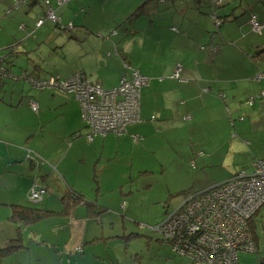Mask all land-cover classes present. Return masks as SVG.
<instances>
[{
    "label": "crops",
    "instance_id": "crops-1",
    "mask_svg": "<svg viewBox=\"0 0 264 264\" xmlns=\"http://www.w3.org/2000/svg\"><path fill=\"white\" fill-rule=\"evenodd\" d=\"M218 4L220 23L199 9L206 5L203 0H70L56 12L62 21L72 20L74 28L60 33L49 20L36 28L33 17L37 20L44 6L12 9L13 0H0V51L14 44L13 55L27 57L16 62L5 56L8 74L0 78V229L5 224L12 229L0 230V244L16 234L9 218L14 205H32L26 195L35 180L46 194L34 205L53 212L25 225V246L0 264H126V259L143 264L129 251L134 235L125 234V225L116 231L117 224L105 215L136 226L139 221L115 210L128 209L140 192L145 196L136 197V204L145 216L154 202H161L165 214L177 192L202 191L247 172L244 167L236 171L238 159L250 162L252 171L254 161L264 160V100L255 97L264 90V0ZM253 15L262 22L259 30L252 27ZM48 50L60 55L67 72L55 64L45 68V60L38 63L35 52L44 57ZM125 64L148 78L141 89V120L119 136L92 142L75 135L85 133L86 126L71 93L54 84L34 87L25 77L58 81L82 72L111 88L126 72ZM177 69L179 78L169 77ZM167 147L176 150L175 156L161 157ZM172 162L180 171L168 178ZM213 167L223 172H208ZM156 179L164 180L165 191L151 202ZM69 188L91 201L92 210L80 202L63 211L60 197ZM142 222V227L149 224ZM72 235L76 239L68 246ZM75 241L83 253H72Z\"/></svg>",
    "mask_w": 264,
    "mask_h": 264
},
{
    "label": "built area",
    "instance_id": "built-area-1",
    "mask_svg": "<svg viewBox=\"0 0 264 264\" xmlns=\"http://www.w3.org/2000/svg\"><path fill=\"white\" fill-rule=\"evenodd\" d=\"M45 17L57 20L50 9ZM43 20L38 19L36 25H41ZM251 20L255 30L262 27L254 15ZM7 70L0 57V77ZM178 73L179 69L173 76L177 77ZM30 81L38 87L54 84L73 93L90 128L88 138H91V135L122 134L129 124L140 120V89L148 78L132 69L111 89L87 80L82 72L58 81L33 78ZM260 96H264V90ZM30 105L34 111L38 109L34 101ZM42 192V189H32L30 198L39 199ZM263 206L264 160L257 159L251 173L239 171L207 191L188 193L177 212L166 216L156 229L170 238L178 254L187 255L197 263L239 264L238 250L256 248L250 220Z\"/></svg>",
    "mask_w": 264,
    "mask_h": 264
},
{
    "label": "rangeland",
    "instance_id": "rangeland-1",
    "mask_svg": "<svg viewBox=\"0 0 264 264\" xmlns=\"http://www.w3.org/2000/svg\"><path fill=\"white\" fill-rule=\"evenodd\" d=\"M38 7L35 8H40V4H37ZM3 11L1 9V15H3ZM14 14V13H12ZM5 17V16H4ZM3 17V18H4ZM34 22L36 21V17H33ZM40 26V25H39ZM217 27V25H215ZM1 28V27H0ZM60 33H66L63 31H58ZM1 37V35H0ZM210 48V46H209ZM66 49L70 52L73 53V50L71 47H66ZM49 51V50H48ZM57 51L61 52L62 50L58 49ZM52 51L46 52L45 56H41L40 53L43 52H35L36 55V60H38V63H41L43 60H45L44 63V67L46 68L47 65L49 66H53L52 64H55L58 68L63 69V72H67V69H65L64 66V61L63 59L60 57V55H54L55 53L53 52L52 54H50ZM16 62L21 60L24 62V60H27V57L23 54L21 57L15 58ZM99 61V60H98ZM17 67H14V69ZM44 68V69H45ZM8 71V70H7ZM8 72L5 74L7 75ZM262 74V73H259ZM3 75V76H5ZM52 86V84L50 85ZM258 94H255V97H258ZM254 97V96H252ZM250 101H252V98L250 99ZM76 102L79 105V102L76 100ZM80 106V105H79ZM251 126V123H250ZM84 132L87 131L86 129H83ZM84 134V133H83ZM232 134H236L234 131L232 132ZM234 136L235 138H246L244 136ZM217 137H211L210 141H215L217 140ZM175 152L176 150H174L172 147H167V148H162L161 149V157L166 155L167 157H169L170 155L175 156ZM240 166L239 168H236V171L242 169L241 167H244L245 170L247 171V173H251L252 172V166H250V162H245L244 159H238L237 162ZM235 165V163L233 164ZM177 163L176 162H172L170 164H167V170H166V177L171 178V172L172 174H175L177 172H179L180 170H178L176 168ZM214 169H209L208 172H223L222 169L219 168H215ZM195 171H190L191 175L194 174ZM134 176V175H133ZM155 176V175H154ZM176 184V183H175ZM213 186L209 187L208 190L210 188H212ZM136 187L134 186L133 188V194L135 195L136 191ZM165 191V183L164 180L156 179L155 182V186L153 191L150 194V197L148 200L153 202L156 200H159L162 198L163 196V192ZM207 191V189L202 190V192ZM190 192V191H189ZM200 192V191H198ZM114 191L111 194H108L107 196H105L106 199H110L114 194ZM178 194H175V196H170L169 198V203L171 205V209L168 211H166L167 215L163 214V207L161 202L157 203L154 202L153 204L148 205L149 208L148 210L150 211V216H145L143 210L141 209V206H139L140 203L139 199H137L136 197H143L145 196L144 192H140L137 196L132 198V201H129V204L127 205L128 209H126L125 211H119V210H115L117 211L120 215L124 214L128 217H131V221L137 220L140 223H136L137 225H132V223L128 220H124L122 217L116 218L112 215H105L104 219H106L108 222L110 221H114L117 224V229H115L116 231H119L118 229L121 228L122 225H125L126 228V232L125 234H132L134 235V238H136L135 240L132 239L133 241L130 242V247H129V251L132 255V257H137V259H139L140 261L143 262V264H171V263H175V264H205V263H197V262H192L189 258L185 257V256H180L178 254H174V252L171 250L170 244L165 241L161 235L155 231L152 230L151 226L157 224L158 222H160L163 217L165 216H169L173 213L177 212V208L180 206L179 201H181L183 199V193L177 192ZM130 195V194H129ZM167 197H169V195H166ZM186 198V197H185ZM127 200V198H126ZM128 202V200H127ZM180 203V204H179ZM167 207V206H166ZM176 207V208H175ZM175 208V209H174ZM113 209V208H110ZM113 211V210H112ZM261 213L259 215H255L256 216V222H257V234H258V243H257V250L256 251H248V250H243L240 249L237 251V256H238V262L239 264H260L261 261L264 259V206L261 208ZM107 213V211H106ZM123 216V215H122ZM2 219H7L8 215L6 214V216H1ZM126 218V217H125ZM127 219V218H126ZM145 220L147 221L149 224H147V226L142 227L141 225L145 223H143L142 221ZM119 221V222H118ZM7 223V222H5ZM4 223V224H5ZM135 224V223H134ZM149 225V226H148ZM2 230L1 232H10L12 231V229L6 227V224L0 229ZM123 230L121 231L122 235H123ZM125 235V236H127ZM146 236H148L150 238V240H146ZM157 238L160 239V241L157 240ZM73 239H76V237H74V235L71 236V238L68 240V246L71 243V241H74ZM149 241V242H147ZM73 245H75L74 247L76 248L77 246L81 245V242L79 241H75L73 242ZM73 251V250H72ZM126 264H128L127 259L125 260Z\"/></svg>",
    "mask_w": 264,
    "mask_h": 264
},
{
    "label": "trees",
    "instance_id": "trees-1",
    "mask_svg": "<svg viewBox=\"0 0 264 264\" xmlns=\"http://www.w3.org/2000/svg\"><path fill=\"white\" fill-rule=\"evenodd\" d=\"M69 1L70 0H13V6L11 8L12 9H16V8H19L20 6H24V5H27V6L31 5L32 7H34L35 4H40L41 6H44L45 8H44L43 12L41 14H39V16L37 17L38 19L43 18L44 22L49 20V22H51L54 25V29L57 30V31H63V32L66 31V32L72 33V31H73L72 29L74 28L73 21L72 20H68L66 22L62 21L61 17L56 12L57 9L62 8ZM203 1L206 2V5H204L202 7H199V9L204 11V12L205 11L210 12L211 15L214 14V17L220 23V21L218 19H222L223 17L221 15L220 16L218 15V8H219V5H220L218 3L221 0H203ZM205 6H206V10H203V8ZM49 9L53 10L55 16L57 17L56 21H52V20L47 19L45 17L46 16V12ZM133 15H135V13L132 14V16ZM37 20L35 22L36 24H37ZM258 21L262 24V22L259 19H258ZM127 23H125L123 26H126ZM119 26H122V24H120ZM38 27H40V26L36 25V28H38ZM111 33H113V34L117 33V29H113ZM14 46H15L14 44H9L3 51H0V57L2 58V61H3L5 66L8 63V60L5 59V56H10V60H12V61H14V59L16 58L15 54L13 55V53H15ZM11 63H14V62H11ZM7 69H8V67H7ZM125 69H126L125 71L127 73L124 72V74L121 75V77L119 78L118 83L115 86H113V87H117L120 84V79L122 78V76H124L126 74H130L132 69L138 70V69H136L134 67H131L129 64H125ZM140 74L143 75L142 73H140ZM173 74L174 73L170 74L169 77L179 78V76H180L179 73H178L177 77L173 76ZM20 76L24 77V71H22ZM143 76H145V75H143ZM25 77H26V80L32 86L35 87V85L30 81V77H28V75H25ZM145 77H147V76H145ZM31 78H33V77H31ZM34 78H36V77H34ZM36 79H41V78H36ZM49 79H51V78H43V80H49ZM113 87H111V88H113ZM142 87H141V89H142ZM111 88H105V89H111ZM141 89H140V95H141ZM262 91L263 90H261L259 92L258 97H260V98H262L264 100V96H260ZM64 92H68V91H64ZM68 93H71V92H68ZM71 94L73 95V93H71ZM30 101H33V100H30ZM140 102H141V97H140ZM140 120H141V117H140ZM85 126L87 128V131L84 134H81V133L77 134L76 133L75 135H78V136L82 135L87 142H92L96 137L104 138V137L108 136L109 134H113V135H116V136L121 135V134L118 135V134H114V133H107L106 135H91V138H88V134L90 133V128L87 127L86 124H85ZM125 132H126V130H125ZM35 185H37V186H35ZM32 189H36V190H39V189L41 190L42 189L43 190V192L40 195L39 199L33 200V199L30 198L31 197V193H32ZM195 192H198V191H195ZM182 193L184 194L183 195L184 197L181 200V202L183 203L184 200H185L186 195L188 193H190V192L184 190V192H182ZM45 194H46V187H44L42 184L38 183V181L35 180L31 184V186L29 187V190H28L27 195H26L28 200H29V202H31L32 205H29V206L18 205V204L14 205L12 213L10 214L9 218L16 224V234L12 238H10L6 243L0 244V263L6 257H9L11 254H13L14 252L22 249L25 246V244L23 242V233H22L23 232L22 228L26 227L25 225H27V226L28 225H32V223L34 224L37 221H39L40 219H43L46 216H48V215L53 213L49 209H46L44 207H37L38 205H36V206L34 205V204L40 203L42 201V199H43ZM60 199L62 201V205H63L62 209H64L63 211H65L66 208L70 207L71 205H77L80 202L84 203L88 207V209H90V210H92V208H93L90 205L91 201L87 200L85 198V196L79 190L74 189V188H69V189L63 190L62 196L60 197ZM93 203H95V202H93ZM182 203L180 204V206L176 210H178L182 206ZM260 210L256 213V215H259L261 213ZM94 212H97V211L95 210ZM165 215H167L166 211H165ZM163 219H165V216L163 217ZM250 221H251V227H252L251 229H252V232L254 234V240H255V244H256V248H255L254 251H256L257 250V243H258V239H259L258 234H257V230H258L257 228L258 227H257V222H256V216H253ZM155 232L159 233L161 235V237L170 244L171 250L174 252V254H178L173 249L172 244L170 243L171 242L170 238H168V239L165 238L164 235L158 229H156ZM73 249L74 250L72 251V253H75V254L83 253V246L82 245L77 246L76 248L74 247ZM178 255H180V254H178ZM180 256H185V257L189 258L192 262H195L193 259H191L187 255H180ZM172 264H175V263H172ZM205 264H208V263H205ZM260 264H264V259L261 261Z\"/></svg>",
    "mask_w": 264,
    "mask_h": 264
},
{
    "label": "bare ground",
    "instance_id": "bare-ground-1",
    "mask_svg": "<svg viewBox=\"0 0 264 264\" xmlns=\"http://www.w3.org/2000/svg\"><path fill=\"white\" fill-rule=\"evenodd\" d=\"M43 23H44V20H43ZM43 23H42V24H43ZM259 23H260V22H259ZM260 24H261V23H260Z\"/></svg>",
    "mask_w": 264,
    "mask_h": 264
}]
</instances>
